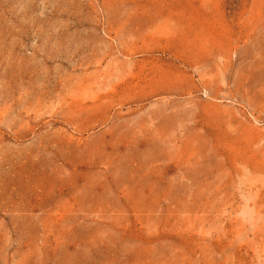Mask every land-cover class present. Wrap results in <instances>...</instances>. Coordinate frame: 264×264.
Wrapping results in <instances>:
<instances>
[{"label":"rangeland","instance_id":"374dc122","mask_svg":"<svg viewBox=\"0 0 264 264\" xmlns=\"http://www.w3.org/2000/svg\"><path fill=\"white\" fill-rule=\"evenodd\" d=\"M0 264H264V0H0Z\"/></svg>","mask_w":264,"mask_h":264}]
</instances>
